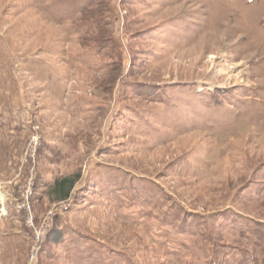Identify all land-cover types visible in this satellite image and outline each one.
Listing matches in <instances>:
<instances>
[{
    "label": "rangeland",
    "instance_id": "obj_1",
    "mask_svg": "<svg viewBox=\"0 0 264 264\" xmlns=\"http://www.w3.org/2000/svg\"><path fill=\"white\" fill-rule=\"evenodd\" d=\"M0 264H264V0H0Z\"/></svg>",
    "mask_w": 264,
    "mask_h": 264
},
{
    "label": "trees",
    "instance_id": "obj_2",
    "mask_svg": "<svg viewBox=\"0 0 264 264\" xmlns=\"http://www.w3.org/2000/svg\"><path fill=\"white\" fill-rule=\"evenodd\" d=\"M73 184V180L69 177H62L56 179L54 182V190H60L63 192L62 199H65L70 194V188Z\"/></svg>",
    "mask_w": 264,
    "mask_h": 264
},
{
    "label": "bare ground",
    "instance_id": "obj_3",
    "mask_svg": "<svg viewBox=\"0 0 264 264\" xmlns=\"http://www.w3.org/2000/svg\"><path fill=\"white\" fill-rule=\"evenodd\" d=\"M233 68V66H228V68L227 69H232Z\"/></svg>",
    "mask_w": 264,
    "mask_h": 264
}]
</instances>
